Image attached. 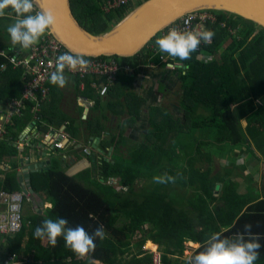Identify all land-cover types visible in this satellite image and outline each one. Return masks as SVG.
<instances>
[{
	"label": "trees",
	"instance_id": "obj_1",
	"mask_svg": "<svg viewBox=\"0 0 264 264\" xmlns=\"http://www.w3.org/2000/svg\"><path fill=\"white\" fill-rule=\"evenodd\" d=\"M132 6L133 3L104 14L98 0H70L73 16L91 34L108 31ZM211 13L215 21L204 24V29L215 33L211 43L201 42L199 50L193 52L189 60L174 59L186 66L174 70L182 86L179 105L184 111V120L160 106H154L149 110L147 131L155 134L153 140L145 139L146 133L145 140L129 147L127 156L117 154L116 157L111 155V159H102L95 167L98 176L95 174L93 178L88 172L89 180L79 175L68 176L54 165V161L48 168L30 174L33 190L44 193L52 207L44 214L34 213L23 222L18 233L4 237L7 249L0 253V264H4L9 255H26L31 250L34 260L41 264H87V260L76 259L62 238L58 239L55 247L46 240L34 238L35 228L45 218L60 217L67 219L69 227L83 226L89 234L103 225L106 238L103 241L97 238L95 251L90 254L102 264H152L151 255L143 249L146 241L159 245L160 264H189L177 258L172 261L168 256H181L185 242L201 245L192 252V259L203 250L202 245L211 234L219 232L222 237L235 238L236 234L244 232L246 224L252 225L251 238L262 245L255 264H264V200L239 195L236 185L223 179L227 175L226 167H221L225 171L221 177L217 175V181L214 176L209 177L213 155L217 152L219 155L227 154L237 147H244L253 155L251 146L257 150L264 148V30L228 13ZM11 16L15 17L14 14ZM5 28L0 17V33ZM160 37L159 32L132 58L99 57L93 60L112 59L119 66L118 75H125L126 67L137 69L141 56L149 58L150 46ZM8 48L7 44H0V51H6V56L12 54ZM154 60L158 61V56ZM71 80L74 98L92 100L94 105L86 118L82 119L78 113V116L60 120L58 124L67 121L70 127L73 120L75 134L85 131L88 137L100 138L106 131L108 118L104 113L103 97L91 84L100 85L104 81L88 74ZM24 84V69H13L7 58L0 55L1 109L8 101L20 97ZM49 86L52 98L56 90L52 84ZM114 92L115 86H112L106 95ZM125 102L135 109L126 120L131 125L140 117L141 100L131 103L127 98ZM116 105L121 107V102L108 105L115 116L118 115L116 109L114 111ZM30 107L27 104L22 116L5 126L6 134L0 139L1 163L6 158L17 156L18 149L12 143L18 132L31 121ZM38 115L40 121L35 127L42 134L46 125L61 119L51 112L50 107L42 108ZM243 120L246 126H243ZM196 131L203 136L199 139L193 137ZM186 135H189L188 139H184ZM112 143L101 142L100 145L106 148L120 146ZM175 150L184 153L182 162ZM167 153L172 155L166 161ZM219 158L223 159L221 155ZM178 162L182 166L180 164L176 168ZM204 162L208 167L201 171L200 165ZM165 173L176 177L175 183L153 182L154 176ZM0 174L4 176L0 181V191H20L13 170L0 169ZM111 179L114 183L109 184ZM219 181L223 187L215 193V185ZM84 182H93L98 188H87ZM136 183L145 184L135 191ZM179 189L183 191L182 195Z\"/></svg>",
	"mask_w": 264,
	"mask_h": 264
},
{
	"label": "crops",
	"instance_id": "obj_2",
	"mask_svg": "<svg viewBox=\"0 0 264 264\" xmlns=\"http://www.w3.org/2000/svg\"><path fill=\"white\" fill-rule=\"evenodd\" d=\"M133 8L131 7L130 10H132ZM10 17V15H5L1 18L3 20ZM0 44H7L9 46L8 51L13 47H17V45L13 46L10 41H3L2 39L0 41ZM151 56L152 53L150 54L149 58H146V60L141 64H139V61H137V69L126 67L125 75L123 76L125 79V84L119 86L120 80H117L114 85L115 92L112 95H106L102 98L103 103L105 104H103V108L105 109L104 113L108 118V122L105 128L106 131L102 133V136L100 138H92L91 136L88 137L85 131H81L79 134H75L73 120H71L70 127L68 125L65 129L66 134L69 136V140L68 142L64 141V149L50 153V155L48 156L47 151L42 148V144L44 143L42 139V132H38V134H35L32 125L28 123V125H26L21 131L18 132L15 141L12 143L18 149L17 156L15 158H6L4 160V163L0 165V169L4 171L13 170L16 174V172L23 166L28 173L27 179L30 185V189L33 190L30 174L37 173L42 169L48 168L51 161H54V165H58L61 171L70 173L67 175H79L80 178L84 177L88 178L89 180L88 172L92 174L93 178L95 174L96 176H98L95 167L102 161V159H108L111 157V155L112 157H116L117 154L127 156V150H129V147L139 144L144 140V134L147 133L149 128V110H151L154 106H162L167 110V112L174 113L171 112V110H176L178 108H174L176 101H173V98L176 96V94L172 93L177 88V86L180 87L177 73H174V70L176 68L171 70L166 67V64L171 61L169 56H167L166 61L162 63L159 60H154V57ZM141 58L142 56L139 59ZM178 64H180V62L175 65ZM101 80L104 81V79ZM71 83L72 80L68 77V83L64 88H58L55 86L56 94L53 95L52 98L50 96L49 101L45 102L42 107H50L51 112H54L57 117L61 118L57 120V122L60 120L62 122L64 120H67V118L78 116V112L76 110L79 108H81L80 112H82L81 117L83 116V114H86L87 116L93 107L92 105L86 111V107L84 106V104H81V102H78V100L74 98V92L73 88L71 87ZM161 87L164 88V91H161ZM180 95L181 90L179 96ZM127 98L130 99L131 103H133L134 100L139 99L141 100L142 105L141 111L139 113V119H136V121L131 125H128L126 123V120L129 118L131 113H134L135 109L127 106L125 102V99ZM74 102L77 105V108L75 109H73ZM118 102H121V107L116 105L117 108L115 107L114 111L116 109L115 112L118 115L115 116L111 109H108V105L110 103ZM69 115L71 116L69 117ZM77 125L78 127L80 126L79 123H77ZM60 126L61 125H58L56 128ZM79 129H81V127H79ZM120 131H122L125 136L131 140L130 144L122 143L119 144L120 146H114V148L113 146H108L106 148L100 145L101 142H104V140H108L111 136L117 134ZM17 143H21V146L17 145ZM28 143H30L29 147L27 146ZM83 148H87L89 150V153L84 154L82 152ZM251 149L254 150L253 155L250 152H246V149L244 147H239V153H237V150L234 149L230 153L220 154L223 159L219 158V152H217V154L213 156L217 157V164H219V167L227 168L226 179H229L233 184L236 185L235 190L239 195H246L251 197L256 196L258 200H264V148H261V150H257L253 146H251ZM247 157H249V161L252 162L251 172H248L246 170V166L244 165L245 161L242 160V158ZM203 165L204 163L200 166L203 168ZM224 171L225 169L217 171L213 175V179L217 181V179L223 175ZM244 172H248V174L245 175ZM217 175H219L218 178H216ZM3 177L4 176L0 174V181L3 180ZM16 179L19 183V179L17 176ZM84 185L85 187L91 188L93 190L98 188L96 187V185H94L93 182H84ZM216 185L219 186V189L216 192L218 193L220 190H222L223 183L219 181ZM19 187L21 191L20 183ZM33 192L36 200L35 206H33L32 204L33 214L36 213L41 215L46 213L48 209H51L48 207V205L52 204L45 199L44 193H37L34 190ZM24 198L28 200V197ZM184 244H187L189 246L191 245L189 243ZM152 245L158 247V252H161L159 245L155 243H152ZM6 249L7 244L4 242V238H0V253H4ZM195 249L196 248L191 249L190 251L189 247L185 246L184 258H189L190 255L192 256V252ZM32 252L33 250L28 252L26 255H14L15 264H41L40 261L34 260V256L31 254ZM170 257L171 256H168L169 259H171ZM175 259L176 258L172 259V261H174Z\"/></svg>",
	"mask_w": 264,
	"mask_h": 264
},
{
	"label": "clouds",
	"instance_id": "obj_3",
	"mask_svg": "<svg viewBox=\"0 0 264 264\" xmlns=\"http://www.w3.org/2000/svg\"><path fill=\"white\" fill-rule=\"evenodd\" d=\"M34 7V0H0V17L10 14L15 16L13 17L15 22L6 29L13 46L17 45L23 49L33 47L56 24L52 12L36 11ZM214 35L212 30H206L202 26L192 30L174 27L156 39L155 45L159 52L173 59L189 60L201 42L210 44ZM208 59L210 60L211 57ZM55 63L56 70L51 73L49 82L58 88H64L68 83L66 69L69 72H83L90 67V61L83 56H74L67 52L58 56ZM111 181L114 183V180ZM175 181L176 177L167 173L153 177V182L158 184L175 183ZM48 207L51 208L52 205ZM251 228V224L244 225V232L236 234L235 238L222 237L219 232L211 234L204 241L203 250L195 254L189 264H255L259 259L262 245L258 240L251 238ZM33 236L40 241L46 240L52 247H55L58 239L62 238L65 247L77 260H87V264H102V261L91 258L90 254L95 251L96 239L103 241L106 238L103 225H99L92 234H89L83 226L69 227L67 219L63 217L45 218L35 228ZM196 245L198 248L201 247Z\"/></svg>",
	"mask_w": 264,
	"mask_h": 264
},
{
	"label": "built area",
	"instance_id": "obj_4",
	"mask_svg": "<svg viewBox=\"0 0 264 264\" xmlns=\"http://www.w3.org/2000/svg\"><path fill=\"white\" fill-rule=\"evenodd\" d=\"M134 1L135 0H98V4L101 11L104 14H107L119 8L127 7ZM35 10L38 11L36 8ZM208 21L211 23L214 22L215 16L213 14L202 15L201 11L192 12L182 16L174 23L165 27L160 33L161 36H163L174 27L180 28L182 30L196 29L197 26H202L204 28V24ZM198 50L199 48L197 51ZM9 51L12 53L11 55L6 56L4 53L5 51H0V55L7 58L13 69H24L25 84L19 98L8 101L5 103L3 109L0 108V139H2L6 134L5 126L7 124H11L14 118L22 116L27 108V104L31 105L30 114L32 117L29 123L32 125L35 134H38L39 131H37L35 125L40 121L38 114L41 112L44 103L50 99L49 80L51 73L56 70V59L58 56L66 52L72 54L65 47H63L60 42L53 38L49 31L39 41V43L31 48L23 49L17 46L13 47ZM150 51L152 53L151 57L158 56V60L161 63L166 61L168 55L159 52L156 45L150 47ZM84 58L87 59V57ZM97 58L99 57L91 58L92 60H89L90 67L87 71L69 72L66 69L65 75L70 78H81L88 74L96 76L97 79H104V82H102L100 85L97 83L91 84V86L98 91L99 96L104 97L108 91V88L112 87L117 80L119 66L112 59L106 61L93 60ZM170 60L171 61L166 64L168 69L173 70L175 68H186V66H184L182 63L175 65L178 62L174 61V59L171 57ZM76 100L79 102L82 101L84 103L86 111L88 108L94 105L93 101L82 97H77ZM84 118L86 117L84 116L82 119ZM67 126V121L61 124V126L57 129H53L52 126H48L46 131L42 134V139L44 142L42 144V148L47 151L48 156L50 153L64 149V141L68 142L69 140V136L65 131ZM17 145L21 146V143H17ZM29 145L30 143H28L27 146L29 147ZM82 152L87 154L89 153V150L87 148H83ZM24 197L26 196H24L21 191H0V238L18 233L21 230L23 224L22 202ZM148 253L151 255L152 264H160L161 253H158L156 249H149ZM184 254L185 251L182 254L183 259L180 261L189 262L191 255L190 257L188 256L189 258H184ZM182 255L179 257H182ZM4 264H15V256L9 255L6 258Z\"/></svg>",
	"mask_w": 264,
	"mask_h": 264
},
{
	"label": "water",
	"instance_id": "obj_5",
	"mask_svg": "<svg viewBox=\"0 0 264 264\" xmlns=\"http://www.w3.org/2000/svg\"><path fill=\"white\" fill-rule=\"evenodd\" d=\"M34 6L38 11L54 14L56 24L49 30L53 38L72 54L87 58H132L165 27L188 13L198 11L228 13L264 30V0H145L108 31L99 34L89 33L77 22L70 0H34ZM242 124L246 126V121L243 120ZM16 176L22 194L35 206V195L23 166ZM218 189L216 185L215 193Z\"/></svg>",
	"mask_w": 264,
	"mask_h": 264
},
{
	"label": "rangeland",
	"instance_id": "obj_6",
	"mask_svg": "<svg viewBox=\"0 0 264 264\" xmlns=\"http://www.w3.org/2000/svg\"><path fill=\"white\" fill-rule=\"evenodd\" d=\"M144 0H136L134 3H133V6L132 7H134V6H137V5H139V4H141L142 2H143ZM127 9H130L129 7L127 8ZM202 12V15H206V14H208V15H212L211 14V11H208V10H205V11H201ZM12 14H10V16H11ZM119 21V20H118ZM117 21V22H118ZM2 22L6 25V28L4 29V31L2 32V33H0V38L1 39H4V40H6V41H10V37H9V35H8V33H7V31H6V29H7V27L10 25V24H12V23H14L15 22V19H13V17L11 16L10 18H8V19H3L2 20ZM111 27H113V26H111ZM11 42V41H10ZM124 75V74H123ZM123 75H122V73H120L119 75H118V77H119V79L118 80H120V84H119V86L120 85H124L125 84V79H124V77H123ZM68 77V76H67ZM70 78V77H69ZM181 88H182V86L181 87H179V86H177V88L172 92V93H175L176 94V96L173 98V101H176V104L174 105V108L176 109L177 107V109L176 110H171V112H174V113H172L175 117H177V118H181L182 120H184V111H183V109H181V107H180V105L178 104L179 102H180V97H181V95L179 96V93H180V90H181ZM161 91H164V88L163 87H161ZM169 99H170V97H169ZM79 102V101H78ZM83 102L81 101V104H82ZM84 104V103H83ZM161 108H163L162 106H160ZM73 109H75V103H73ZM165 109V108H164ZM80 110H81V108H79V109H77L76 111L79 113V115H82L81 113L82 112H80ZM71 115H69V117H70ZM84 116H86L85 114H83V116H82V118L84 117ZM74 117H76V116H74ZM66 122V121H65ZM59 124H58V122L57 121H54V123H51V124H48V125H46L47 126V128H48V126H52V128L53 129H57L56 127L58 126ZM46 128V129H47ZM148 130H149V128H148ZM145 135V134H144ZM154 136H155V134L152 132V131H149L148 133H147V136H146V138L145 139H147L148 138V140H153V138H154ZM203 135L201 134V132L200 131H196V132H194L193 133V137H196L197 139H199V138H201ZM110 137V136H109ZM189 138V135H186L185 137H184V139H188ZM144 139V140H145ZM179 139H181V138H178L177 140H179ZM119 141V142H118ZM104 142H106V143H109V142H114V143H112V144H116V145H119V144H122V143H124V144H130L131 143V140L128 138V137H126L125 136V134L122 132V133H120V132H118L117 134H115V135H113V136H111L108 140H104ZM118 143V144H117ZM194 150V149H193ZM236 150H237V153H239L238 152V147L236 148ZM177 155H179V156H181L180 157V162H181V160H182V156H183V152L182 151H174ZM172 154L171 153H167V155H166V161H167V158L169 157V156H171ZM108 159H111V157L110 158H108ZM107 159V160H108ZM242 160L243 161H245V163H244V165L246 166V170L248 171V172H251V167H252V162H250L249 161V157H247V158H242ZM180 162H178V164H177V167L176 168H178L179 166H180ZM239 162V161H238ZM218 163V159H217V157L216 156H213V161H212V164L210 165L211 166V168H212V171L209 173V177H211V176H213L217 171H221L223 168H221V167H219V164H217ZM208 167V165H207V163L206 162H204V165H203V168H202V170L201 171H204L206 168ZM248 172H244L245 173V175H247L248 174ZM64 173H66V172H64ZM66 174H70V173H66ZM69 176V175H68ZM223 179H225V180H227L226 179V176H224L223 177ZM229 180V179H228ZM230 181V180H229ZM113 183V181H111V180H109L108 181V183ZM231 182V181H230ZM144 184L145 183H136L135 184V191H137V190H140V189H142V187L144 186ZM117 190H119V188H116ZM178 192H179V194L180 195H182V193H183V191L181 190V189H179L178 190ZM43 197V196H42ZM22 214H23V222H25V220H27L30 216H32L33 215V210H32V203L30 202V201H28L26 198H24V201H23V205H22ZM145 228H149V226L148 225H145ZM150 242L151 241H146L145 242V245H144V249L145 250H154V249H156L157 250V252H158V247H156L155 245H152V243H151V247L149 246V244H150ZM185 243H187V242H185ZM185 246H187V247H189V250L191 251V249H194V248H197V245L196 244H191L190 246L189 245H187V244H184V247ZM153 247V248H152ZM159 253V252H158ZM174 258H177L178 260H182L183 259V255H182V257H179L178 255H176V256H173V257H171V259H174Z\"/></svg>",
	"mask_w": 264,
	"mask_h": 264
},
{
	"label": "flooded vegetation",
	"instance_id": "obj_7",
	"mask_svg": "<svg viewBox=\"0 0 264 264\" xmlns=\"http://www.w3.org/2000/svg\"><path fill=\"white\" fill-rule=\"evenodd\" d=\"M152 46H155V45L152 44L150 47H152ZM145 60H146V57L143 56L141 59L138 60V61H139V64H141V63L144 62Z\"/></svg>",
	"mask_w": 264,
	"mask_h": 264
}]
</instances>
